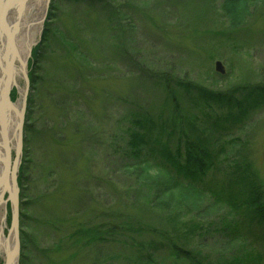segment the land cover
Wrapping results in <instances>:
<instances>
[{
	"label": "rangeland",
	"instance_id": "1",
	"mask_svg": "<svg viewBox=\"0 0 264 264\" xmlns=\"http://www.w3.org/2000/svg\"><path fill=\"white\" fill-rule=\"evenodd\" d=\"M226 1L92 0L86 5L83 0H50L41 33L26 61L29 86L20 165L26 168L22 200L28 206L23 212L31 227L19 229L18 264H85L88 258L79 257L70 234L81 222L122 224V212L131 215L133 224L136 221L168 227L170 211L176 214L180 225L198 223L200 229L187 238L188 247L200 250L204 256L213 258L229 248L240 251V242L248 249L263 252L264 245L242 229V239L233 247L230 236L218 230L222 215L231 208L223 204L205 209L214 204L208 192L202 195L192 190L171 191L164 199L167 208H162L147 196L148 178L142 180L144 186H137L135 176L122 167L128 160L125 153L132 112L138 106L159 113L167 96L145 72L154 73V82L159 79L160 84V77L166 73L174 80L191 83L193 90L200 86L215 93H236L247 84L264 83V0H251L243 18L234 23L224 10ZM113 13L115 18L110 23L108 16ZM216 61L221 62L223 73L215 69ZM17 86H25L22 74L12 87L13 103L20 98ZM193 90H171L180 107L189 111L184 115H197L200 107L211 108V116L225 113L226 104L205 102ZM262 98L257 99L260 106L250 109L242 122L235 119L225 129L220 142L226 145L224 153L229 161L245 153L253 162L258 179L264 182ZM238 138L244 145L235 141ZM210 140L213 146L219 141L216 137ZM14 152L11 148V160ZM229 161L223 155L218 157L216 167L214 161L207 173L212 187L225 183ZM152 170L150 173L156 176ZM70 182L74 187L78 183L71 190L75 203L65 196ZM59 185L61 201L54 203L48 198L41 207L33 206V200ZM84 190L89 191L91 202L85 200L79 205L77 199L82 192L85 194ZM6 210L7 234L8 204ZM101 210L119 211L121 218L101 217ZM45 213L56 217L62 214L65 220L58 224L59 230L38 225L36 220L47 217ZM178 238L181 241V236ZM151 239L157 240L145 233L120 232L106 237L107 242L89 247L101 264H129L127 258L137 255L136 246ZM226 253L230 256L231 252ZM156 254L167 263L173 261L163 251Z\"/></svg>",
	"mask_w": 264,
	"mask_h": 264
},
{
	"label": "trees",
	"instance_id": "2",
	"mask_svg": "<svg viewBox=\"0 0 264 264\" xmlns=\"http://www.w3.org/2000/svg\"><path fill=\"white\" fill-rule=\"evenodd\" d=\"M83 1L88 5V1L92 0ZM250 1H226L224 10L231 16L232 23L243 18V14L247 10ZM114 15L113 13L108 16L110 23L114 20ZM145 73L149 80L159 84L160 88L167 93L161 106L167 109L162 110L161 108L158 113L156 109L151 112L148 108H140L137 106V109L132 112V119L128 127L129 135L125 153V158L128 160H125L122 165L123 169L135 176L138 180L136 182L137 186L140 185L139 183L144 186L142 180L148 178L146 179L148 180L147 196L162 208L168 206L164 202V199L171 191L182 189V192H185L192 190L202 195L208 192L214 204L208 205L205 209L209 207L215 209L218 205L223 204H227L231 208L229 212L222 215V224L218 230L230 236L229 241L233 242V247L237 246L235 242L239 238L242 239L240 234L241 229L247 235H250L264 245V182L258 179L253 162L245 153L239 155L241 156L239 159L233 158V160L229 161L224 153L226 145L220 142V139L226 134L225 129L235 119L239 120V123L242 122L250 109L260 106V101L257 100L258 98L263 97L262 101H264V83L250 86L247 84L236 93H215L200 86H197L193 90L191 83L179 81L177 78V80H174V76L169 77L166 73L160 77L162 81L160 84L159 79L154 82V79L157 78V76H154V73ZM173 87L180 88L183 92L187 93L192 92V90L196 91L197 95L203 97L202 99L205 102L224 103L226 104L225 113H221L220 111L215 113L214 116H211L209 112L211 108L206 109L205 107H200L202 109L201 111H197V115H190L188 117L183 113L189 111L180 107L175 92L171 91ZM251 99L253 100L251 101ZM198 115L200 118L197 120L196 116ZM199 124L201 125L199 126ZM211 137L219 139V141H215V146H213L210 140ZM235 141L242 143L240 138ZM242 145H244V142ZM220 155H223V159L229 161L231 166L227 170L228 175L225 183L221 182L220 185L212 187L213 184L209 183L210 178L207 177V173L213 167L214 161L216 167V161ZM228 155L232 154L230 153ZM151 169H154L152 171L155 172L156 176L150 173ZM25 170V165L21 164L17 177L20 191V231H22V226L31 227L26 223L25 219L28 216L23 212L27 210L28 206L27 201L23 202L22 200V192L25 190ZM81 175V181H83L84 172ZM205 178H207V181ZM196 180L199 181L197 182ZM76 186H78V183ZM75 187L70 182L67 193L65 194L68 201L70 199L71 202H74L72 200L71 190L73 191ZM227 187L230 189H227ZM60 188L61 185L52 191L44 192L41 197L33 200V206L41 207L48 198L54 203L61 201L62 195L59 193ZM136 189L139 191L141 188ZM84 192L85 194L82 192L79 198H76L79 205H83L85 200L89 203L91 202L89 191L84 190ZM143 198L142 201L145 203ZM203 198L205 197L203 196ZM48 209L52 208L48 207ZM105 211L101 210L99 216L104 217L108 215L110 217L109 219L114 220L121 218L119 211ZM169 213L172 215L166 219V224L169 226L165 228L142 224L136 221L133 224L130 222L131 215L123 212L122 216L124 220L120 222L122 224L107 221L89 225L81 222L70 234V237H74L72 247L76 246V253L79 257L86 256L88 258V261H84L83 263L101 264L97 255L91 252L90 245L96 242H107L106 237H111L115 233H145L154 238L156 237L157 240L151 239L148 243L138 244L136 246L138 247L137 255H133L131 259L127 258L128 261L130 260L129 264H264V250L263 252L257 251L253 247H249L248 249L246 244L241 242L238 245L240 251L237 250L234 252L229 248V251L225 249L224 251L217 252L213 258L211 256H204L200 250L188 247L187 238H190L192 233L200 229V225L193 221L188 223L181 222L182 224L180 225L176 214L171 213V211ZM45 214L47 217L36 220L38 225L48 229L59 230L58 224H62L65 220L62 214L60 213L58 217L47 213ZM230 215L231 218L228 219ZM179 225L183 228L182 230L178 228ZM171 232H175L177 236L170 235ZM179 236H181L182 242L178 238ZM31 240L33 241L34 239L31 237ZM56 249L58 250V248ZM156 251L167 253L173 261L165 262L160 255L156 254ZM226 252L228 254L231 252L230 256Z\"/></svg>",
	"mask_w": 264,
	"mask_h": 264
},
{
	"label": "bare ground",
	"instance_id": "3",
	"mask_svg": "<svg viewBox=\"0 0 264 264\" xmlns=\"http://www.w3.org/2000/svg\"><path fill=\"white\" fill-rule=\"evenodd\" d=\"M43 8L44 0H25L22 4L17 0L15 4L6 6L3 15H0V180H5L8 184L11 178L7 173L9 157L5 150V141L9 138L11 147H16L17 112L22 107L24 88L17 86L20 98L13 103L15 110H11L4 101L3 89L12 75L16 86L17 78L23 73L20 62L22 63L26 58L29 46L36 42L39 35ZM10 37H13L12 43ZM12 58L19 64L13 63ZM13 69L15 74L12 72ZM2 195V186H0V264H16L18 259L12 256L15 250L13 233L4 232L7 205L3 200L5 196L1 198Z\"/></svg>",
	"mask_w": 264,
	"mask_h": 264
},
{
	"label": "water",
	"instance_id": "4",
	"mask_svg": "<svg viewBox=\"0 0 264 264\" xmlns=\"http://www.w3.org/2000/svg\"><path fill=\"white\" fill-rule=\"evenodd\" d=\"M16 1L17 0H0V15H3V12L6 6L13 5L15 4ZM19 1L22 4L24 3L25 0H19ZM49 2L50 0H44V8L42 11L43 13L40 17L41 18L40 20L41 29H42L43 22L45 21V18L47 15V9H48ZM41 29H40L39 35L41 33ZM12 38L13 37H10L11 43H12L11 41ZM32 46H29V50H28V54L26 58L22 61V63L20 62L23 68L22 75H23L25 86H24V93L22 97V100H23L22 107L20 108V111L17 112V116H18L17 141H16L17 144H16V147L14 148L15 152H14L13 160H11V148L12 147H11L10 139L5 138L6 139L5 150L9 157L8 159L9 165H8L7 173L10 174L11 182L10 184H8L7 181L0 180V186H2V194H3L1 198L5 196L3 200L6 205L7 204L9 205V211H10V225L8 228V233L9 232L13 233L14 241H15V250L12 256H15L17 259L19 257V252H20V240H19V215H20L19 192L20 191H19V186L17 183V177H18L20 159H21V154H22V145H23V123H24V112H25V99H26V94H27V90L29 86V78L26 72V61H27V58L30 56ZM14 59H15V56H14ZM14 59L12 60L13 63L15 62ZM215 69L220 73L224 72L223 66L221 65L220 61H216ZM12 72L15 74L14 69L12 70ZM14 84H15V78L12 75V78L10 77V80L6 82V85L4 86V89H3L4 101H6V103L10 106L11 110H15V108H14L13 102H11V100L9 99V91L13 86H15Z\"/></svg>",
	"mask_w": 264,
	"mask_h": 264
},
{
	"label": "flooded vegetation",
	"instance_id": "5",
	"mask_svg": "<svg viewBox=\"0 0 264 264\" xmlns=\"http://www.w3.org/2000/svg\"><path fill=\"white\" fill-rule=\"evenodd\" d=\"M12 89H13V88H11L10 91H9V99H10V100H11V95H12V93H11Z\"/></svg>",
	"mask_w": 264,
	"mask_h": 264
}]
</instances>
